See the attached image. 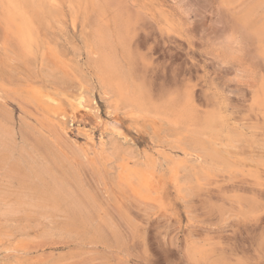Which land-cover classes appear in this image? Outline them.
<instances>
[{
	"label": "rangeland",
	"instance_id": "374dc122",
	"mask_svg": "<svg viewBox=\"0 0 264 264\" xmlns=\"http://www.w3.org/2000/svg\"><path fill=\"white\" fill-rule=\"evenodd\" d=\"M7 1L3 0L4 7L10 10L11 6L7 5ZM15 1L17 4L14 10L16 17L10 12L12 19L10 20L7 16L5 24L6 16H2L4 9L0 0V107L2 108L0 115L3 118L2 122L9 121L14 127L16 149L22 143L28 146L43 138L48 143H52L60 155L61 153L64 155H61L63 163L65 162L64 167L70 172V167L73 166L71 173L74 175L77 173L80 183L83 180L84 192L92 198L90 200H93L96 205V209L92 212L97 217V221L89 227L79 223H69L65 214L60 211L49 217L45 214L40 215L41 212L36 209L33 211V208L25 209V212L23 209L11 212L0 209V213L3 211V214H0V249L2 248L0 264H264V108L254 101L257 84L264 78V59L261 55L264 46V28L261 27L264 26H261L263 23L261 24L259 17H255V21L252 20L249 24L240 22V16L256 0H84L83 2L82 0H35L42 6L39 11L35 10L33 5L29 6L19 0ZM103 1L108 2V5L104 9L106 14H101L100 19L104 20L102 23L107 26L111 41L115 47L117 46L115 55H120L122 58L125 55L120 48L121 45L117 42L118 37L124 34L122 39L125 38L124 42L129 44L131 57L126 63V68L133 67V73L137 74L141 84L143 82L142 85L147 87L149 97H154L151 101L163 102L175 97L173 101L176 99L179 102V99L183 98L179 95L182 96L181 93L186 92V96L183 95L186 101H182V104L188 102L186 106L188 105L187 108L190 110L187 124L189 132L195 131L198 140L205 148L212 150L219 148L220 153L218 149L215 151L221 154V159L210 160V156L208 159L200 149L187 150L173 145L165 134L167 132L164 122L152 115L149 117V114L133 113L127 109H118L108 115V100L103 94L104 91L93 69L91 63L93 55L89 43L92 30L89 23L93 16L97 15L95 5ZM24 14L27 18H24ZM120 19L123 21L122 26ZM9 21L15 22L16 26ZM27 21L33 22L34 26ZM118 22L121 27L117 28ZM21 28L23 31H31V36L26 38L28 40L26 42L22 39ZM27 28L29 30H24ZM34 28L36 31H32ZM115 31H117L116 35H114ZM78 44H80L79 47ZM79 48L82 50L80 51ZM30 52L35 55H31ZM44 54L46 56H43ZM59 56L63 59H59ZM120 56L117 59L124 64L126 59ZM144 61H146L145 64ZM91 75L94 77L91 78ZM71 78L74 79L71 80ZM82 83L86 85L85 88ZM147 83L148 86H146ZM185 84L188 88H185L187 87ZM32 89L42 92L44 95L42 100L45 103H49L46 100L47 95L53 97L55 104L50 103L48 109L44 108L43 102L40 103L29 96L28 93ZM84 89L88 96L81 94L85 92ZM93 89L96 90L93 91ZM153 89V94L150 95ZM173 91L174 96L171 94ZM154 92L158 95L157 97ZM80 94L83 95L84 102L87 98L91 100L87 99L85 105L88 107L86 106L85 109H76L74 106V99ZM69 100H71L70 103ZM2 105H5V108ZM95 105H97V111ZM197 114L199 115L196 117ZM210 114L214 115L212 120H210ZM82 115L85 117H81ZM79 117L80 119H77ZM81 118L93 120L88 123V121H80ZM97 119L100 122L104 120L101 124L107 121L108 126L118 123L120 124L118 127L122 128L121 133L123 130L127 132L122 133L125 136L121 134L124 138L120 135L121 138L118 136L116 139L117 145L124 143L120 147L118 157L113 156L110 160L111 164L103 163L104 166L101 165L102 162L96 151H99L100 141L109 146L110 136L107 135L108 130L104 133L100 125H95ZM194 119L197 122H194L196 121ZM75 120L80 122L76 123ZM41 123L43 125L40 127ZM195 123L197 125H194ZM203 123L205 127L201 125ZM208 124L210 128L207 127ZM92 127L95 128L92 129ZM53 129L61 132L59 136L61 140L52 133ZM218 130L219 132L215 133ZM215 134H218L216 138ZM68 135H70L69 138ZM201 137L203 140L200 139ZM57 140L60 141L57 142ZM206 142L210 145L206 146ZM85 143L90 145H88L89 148ZM165 143L175 149L165 147ZM128 145L134 147H128ZM126 149H129L127 150L129 153H137L129 155L137 161L134 163L133 159L128 160L127 165H131L132 168L135 165H143L144 161L157 162V168L151 172L144 190L139 189L132 176L124 178L122 168L118 167V163L124 162V158L128 157ZM17 151L13 156L14 159ZM81 154L86 155L87 158ZM162 154L165 155L162 156ZM177 154L180 155L177 156ZM13 157L8 163L14 160ZM158 157L162 158L161 163V158ZM206 158L207 161H205ZM0 162V168H2L0 173L1 171L3 173L0 174V180L2 179L0 187L10 186V190L17 191L15 179L20 175L15 176V172H9L8 163L5 166L3 161L0 160ZM200 174L201 177L202 175L205 177L201 178ZM12 176L17 178L14 179ZM182 176L189 179L183 182L180 179ZM124 184L127 186L125 187ZM186 189L187 192H189L188 189H192L189 192L191 194L188 193L186 196L184 193ZM30 210H32L31 214ZM2 216L7 219L4 220ZM8 216L14 217L13 221L11 217L9 220ZM16 217L19 218V222ZM104 218L107 221L101 222ZM37 219L39 220L36 221ZM54 221L58 223L53 224ZM38 222H41V226ZM24 224H27L29 228ZM12 233L13 236H11ZM193 241L208 250L207 257L189 255L187 247Z\"/></svg>",
	"mask_w": 264,
	"mask_h": 264
},
{
	"label": "bare ground",
	"instance_id": "6f19581e",
	"mask_svg": "<svg viewBox=\"0 0 264 264\" xmlns=\"http://www.w3.org/2000/svg\"><path fill=\"white\" fill-rule=\"evenodd\" d=\"M21 3H24V4H28L29 6H31V5H33L34 6V9L35 10H37V11H39V10H41L42 9V6H41V4H40V2H37V1H35V0H19ZM52 1H54V0H52ZM71 1V0H70ZM84 0H82V2H83ZM99 1V0H98ZM108 1V0H107ZM5 2V1H4ZM4 2H3V0H1V4H2V7H3V9H4V12H3V14H2V12H1V14H2V16H6L5 18H4V22H5V24H6V22L7 21H5V19L6 18H8L7 16H9V19L11 20L12 19V16L10 17V12H11V14H13L14 12H16V11H14L15 9H16V1L15 0H8L7 1V5L8 6H11L10 8V10L9 9H5V7H4ZM56 2V1H55ZM60 2V1H59ZM67 3V2H66ZM66 3H65V5H66ZM117 4V3H116ZM5 5H6V3H5ZM6 5V6H7ZM72 5V4H71ZM77 5V4H76ZM84 5V4H83ZM108 5V2L106 3L105 1H103L102 3H97V5H95V8H96V16L94 17L93 16V18H92V16H91V23H89V25L92 27L91 29V41L89 42L90 43V48H91V51H92V66H93V69H95V74L97 75V78H98V81H99V84H100V86H101V88H102V90L104 91V93L103 94H105L106 95V100H108V115H110V113H112L113 111H115V110H118V109H127V110H129V111H131V112H133V113H135V112H140V113H146V115L147 114H149L150 116L149 117H151V115L153 116V117H156V119L158 118V120L159 121H162V122H164V125L166 126L165 127V130H166V132L167 133H165L166 134V136H168V138H169V141H171L172 143H173V145L175 144L176 146H179L180 148H182V149H193V150H201L202 151V153L204 154V156H210V158L208 157V159H210V160H212L213 158H216V159H221V154H218L216 151H215V149L217 150H220L219 148H213V150L212 149H207V148H205L203 145H201V143H200V141L198 140V138H197V135H196V133H194V132H189V130H188V127H187V124H188V119H189V111L190 110H188V105L186 106V104L188 103H186V104H182V101H184L185 99H183L184 98V96L183 95H185L186 94V92L185 93H181V94H183L182 96L181 95H179L180 97H183V98H181V99H179V102L176 100H174L173 101V98H175V97H171V95L169 94V96L171 97L169 100H167V101H163V102H158V100H156L155 102H153V101H151V100H153V99H151V98H154L153 96L151 97H149V94H148V91H147V87H145V86H143L142 84H143V82H142V84H141V82H140V80H139V78H137V74H135V73H133V67H132V69H131V67H127L126 68V63H127V61H129L130 59H131V57H130V53H129V49H128V46H129V44L127 45L126 44V42H124V39H122L123 38V36H124V34H123V36H121L122 34H118L119 36H121V37H118V39L119 40H117V42H118V44L119 45H121V47L120 48H122L121 50L124 52V59H126V62L124 63L125 64V67H124V64H123V62H122V60H121V62L122 63H120L119 62V60L117 59V57H119V56H117V54L115 55V48L117 47H115L114 46V44H113V42L111 41V35H110V32L108 31V28H107V26L105 25V24H103L102 23V21H104V20H101L100 18H101V14H103L105 11H104V9H105V7ZM114 5H115V3H114ZM54 6V5H53ZM54 7H56V6H54ZM62 7V6H61ZM65 7V6H64ZM73 7V6H72ZM20 8V7H19ZM114 8V7H113ZM48 9V8H47ZM92 9V8H91ZM111 9V8H110ZM20 10H22V9H20ZM46 10V9H45ZM54 10V9H53ZM64 10V9H63ZM18 11V10H17ZM50 11V10H49ZM75 11V10H74ZM91 11V10H90ZM9 13V15H7V13ZM33 12V11H32ZM55 12V11H54ZM92 12V11H91ZM17 13H19V12H17ZM16 13V14H17ZM21 13V12H20ZM22 13H24L23 12V10H22ZM94 13V12H93ZM92 13V14H93ZM5 14V15H4ZM52 14V13H51ZM65 14V13H64ZM89 14V13H88ZM104 14H106V13H104ZM47 15V14H46ZM50 15V14H49ZM59 14H57V16H58ZM72 15H73V13H72ZM94 15V14H93ZM164 15V14H163ZM13 16H15V13L13 14ZM19 16V15H18ZM23 16V15H22ZM62 16V15H61ZM61 16H60V18H61ZM75 16V15H74ZM89 16V15H88ZM87 16V17H88ZM16 17V16H15ZM27 18V16H25V14H24V18ZM46 17V16H45ZM79 17V16H78ZM105 18H106V16H104ZM255 17H259L260 18V21H261V26H264V0H256L254 3H252L246 10H245V12L240 16V19H241V21L240 22H242L243 21V23H248L249 24V22L251 23V21L253 20V21H255L254 19H256ZM18 18V17H17ZM50 18H52V17H50ZM59 18V17H58ZM9 19H7V20H9ZM13 19H14V17H13ZM20 19V18H19ZM88 19V18H87ZM107 19V18H106ZM121 19H122V17H121ZM120 19V20H121ZM21 20H23L22 18H21ZM21 20H19V21H21ZM68 20V19H67ZM90 20V19H89ZM88 20V21H89ZM112 20V19H111ZM54 21V20H53ZM56 21V20H55ZM60 21V20H59ZM107 21V20H106ZM108 21H109V19H108ZM113 21V20H112ZM9 22H11V21H9ZM8 22V23H9ZM26 22V21H25ZM28 23H31V22H29V21H27ZM57 22V21H56ZM62 22V21H61ZM63 22H65V21H63ZM90 22V21H89ZM116 21H114V23H115ZM121 22V26H122V20L120 21ZM120 22H118L117 24V28H118V26H120L119 25V23ZM7 23V24H8ZM12 24H15L14 26H16V23L14 22L13 23V21L11 22ZM22 23V22H21ZM33 23V22H32ZM31 23V24H32ZM47 23V22H46ZM60 23V22H59ZM79 23V22H78ZM24 24V23H23ZM62 24V23H61ZM64 24V23H63ZM22 25V24H21ZM25 25V24H24ZM30 25V24H29ZM29 25H28V27H29ZM48 25H49V23H48ZM57 25V24H56ZM80 25V24H79ZM116 25V24H115ZM163 25V24H162ZM8 26V25H7ZM6 26V27H7ZM9 26H10V24H9ZM31 26V25H30ZM32 26H34L33 24H32ZM59 26H61V25H59ZM63 26V25H62ZM81 26V25H80ZM113 26V25H112ZM120 26V27H121ZM260 26V27H261ZM22 27L24 28V26L22 25ZM64 27H65V25H64ZM114 27H116V26H114ZM119 27V28H120ZM16 28V27H15ZM23 28H21V30L23 29ZM35 28H36V26H35ZM34 28V30H32V31H36V29ZM58 28V27H57ZM57 28H56V30H57ZM67 28V27H66ZM261 28H264V27H261ZM11 29V28H10ZM32 28H30V30H31ZM40 29V28H39ZM50 29V28H49ZM121 29V28H120ZM16 30V29H15ZM21 30H18V31H21ZM24 30H29L28 28L27 29H24ZM118 30V29H117ZM122 30H125V29H122ZM18 31H17V33H18ZM23 31V30H22ZM89 31V30H88ZM127 30H125V32H126ZM31 32V31H30ZM29 31H23V33H22V39L26 42V38H29L30 36H31V33H30ZM114 32V31H113ZM120 32V31H119ZM16 32H14V34H15ZM36 33V32H35ZM34 33V34H35ZM89 33V32H88ZM116 33H117V31H115V34L114 35H116ZM42 34V33H41ZM67 34V33H66ZM134 34V33H133ZM17 35V34H16ZM19 35H21V34H19ZM44 35V34H43ZM63 35V34H62ZM82 35V34H81ZM127 35V34H126ZM42 36V35H41ZM49 36V35H48ZM79 36V35H78ZM18 37V36H17ZM63 37V36H62ZM117 37V36H116ZM46 38H47V35H46ZM115 38V37H114ZM21 39V40H22ZM50 39H52L51 38V35H50ZM61 39V38H60ZM71 39V38H70ZM116 39V38H115ZM19 40H20V38H19ZM28 41V40H27ZM48 41V40H47ZM52 41V40H51ZM58 41V40H57ZM62 41V40H61ZM20 42V41H19ZM25 42H22V43H25ZM30 42V41H29ZM49 42V41H48ZM64 42H66V41H64ZM72 42V41H71ZM132 42V41H131ZM130 42V43H131ZM50 43V42H49ZM52 43V42H51ZM67 43V42H66ZM86 43L88 44V42H87V40H86ZM29 44V43H28ZM36 44H37V42H36ZM35 44V45H36ZM61 44V43H60ZM132 44V43H131ZM26 45V44H25ZM30 45H31V43H30ZM79 45L80 44H78V47H79ZM82 45V44H81ZM20 46H21V44H20ZM32 47H33V44L31 45ZM56 46V45H55ZM68 46H69V44H68ZM84 46V45H83ZM82 46V47H83ZM26 47V46H25ZM37 47V46H36ZM119 47V46H118ZM55 49H56V47H54ZM23 49V48H22ZM25 49V48H24ZM27 49V48H26ZM70 49V48H69ZM75 49V48H74ZM119 49V48H118ZM29 50V49H28ZM38 50V49H37ZM79 50H80V48H79ZM82 50V49H81ZM80 50V51H81ZM84 50H86V48L84 49ZM35 51V50H34ZM40 51V50H39ZM72 51V50H71ZM78 51V50H77ZM27 52V51H26ZM29 52V51H28ZM42 52V51H41ZM45 52V51H44ZM72 52H74V51H72ZM84 52V51H83ZM119 52H120V50H119ZM77 53V52H76ZM75 53V54H76ZM82 53V52H81ZM89 53V52H88ZM28 54V53H27ZM30 54H31V52H30ZM32 54H34V53H32ZM31 54V55H32ZM37 54V53H36ZM120 54V53H119ZM35 55V54H34ZM61 55V54H60ZM80 55V53L78 54V56ZM261 55H262V57H263V59H264V46L262 47V50H261ZM27 56V55H26ZM43 56H46L45 54L43 55ZM55 56L57 57V55L55 54ZM70 56V55H69ZM83 56V55H82ZM41 57V56H40ZM60 57V56H59ZM58 57V58H59ZM64 57V56H63ZM88 57V56H87ZM34 58H35V56H34ZM37 58V57H36ZM62 57H60L59 59H61ZM76 58V57H75ZM120 58H122L121 56H120ZM122 58V59H123ZM38 59H40V58H38ZM63 59V58H62ZM85 60V59H84ZM60 61V60H59ZM63 61H65V60H63ZM133 61V60H132ZM132 61H130V62H132ZM43 62V61H42ZM65 62H67V61H65ZM82 62V61H81ZM134 62V61H133ZM56 63H57V61H56ZM68 63V62H67ZM71 63V62H70ZM85 63V62H84ZM135 63V62H134ZM146 63V61H144V64ZM66 64V63H65ZM64 64V65H65ZM79 64H80V62H79ZM82 64V63H81ZM86 64V63H85ZM128 64H129V62H128ZM131 64H133V63H131ZM60 65V64H59ZM63 65V66H64ZM91 65V64H90ZM147 65V64H146ZM58 66V65H57ZM73 66V65H72ZM135 66V65H134ZM145 65H143V67H144ZM56 67V66H55ZM76 67V66H75ZM74 67V68H75ZM83 67H84V65H83ZM59 68V67H58ZM77 68V67H76ZM85 68V67H84ZM86 68H88V67H86ZM91 68V67H90ZM78 69V68H77ZM89 69V68H88ZM57 70V69H56ZM66 70H68L67 68H66ZM76 70V69H75ZM83 70V69H82ZM86 70V69H85ZM85 70H84V72H85ZM90 70V69H89ZM65 71V70H64ZM79 71V70H78ZM94 71V70H93ZM69 72V71H68ZM74 72V71H73ZM147 72V71H146ZM72 72H71V70H70V74H71ZM82 73V72H81ZM91 73V72H90ZM80 74V73H79ZM84 74V73H83ZM92 74V73H91ZM74 75V74H73ZM72 75V76H73ZM136 75V76H135ZM84 76H86V74L84 75ZM88 76V75H87ZM92 76L93 75H91V78H92ZM74 77V76H73ZM94 77V76H93ZM78 78V77H77ZM82 78V77H81ZM141 78H143V77H141ZM74 79V78H73ZM72 78H71V80H73ZM138 79V80H137ZM144 79H145V77H144ZM78 80V79H77ZM85 80H87L86 78H85ZM88 80H90L89 78H88ZM148 80V79H147ZM41 81V80H40ZM82 81V80H81ZM80 81V82H81ZM54 82V81H53ZM76 83H77V81H75ZM79 82V83H80ZM82 82H86V81H82ZM95 82V81H94ZM40 83V82H39ZM43 83V82H42ZM55 83V82H54ZM89 83H90V81H89ZM88 83V84H89ZM41 84V83H40ZM82 84H84V83H82ZM87 84V83H86ZM91 84V83H90ZM89 84V85H90ZM98 84V83H97ZM152 84V83H151ZM31 85V84H30ZM54 85H56V84H54ZM79 85V84H78ZM77 85V86H78ZM186 85V84H185ZM39 86V85H38ZM72 86H73V81H72ZM80 86V85H79ZM84 86H86L85 84L83 85V87ZM98 86V85H97ZM146 86H148V83H147V85ZM187 86V85H186ZM57 87H58V85H57ZM60 87V86H59ZM90 87V86H89ZM92 87V86H91ZM61 88V87H60ZM63 88V87H62ZM69 88H70V86H69ZM85 88V87H84ZM185 88H188V86L187 87H185ZM184 88V89H185ZM3 89H5V88H3ZM54 89V88H53ZM87 89V88H86ZM90 88H88V90H89ZM98 89V88H97ZM1 90V89H0ZM25 90V89H24ZM46 90H48V89H46ZM57 90H58V88H57ZM70 90H72V88L70 89ZM83 90V89H82ZM94 90H96V89H93V91ZM160 90V89H159ZM4 91V90H3ZM27 91V90H26ZM29 91V90H28ZM75 91V90H74ZM84 91H85V89H84ZM98 91V90H97ZM152 91V92H151ZM150 91V95H151V93L153 94V91H154V89L153 90H151ZM1 92V91H0ZM51 92V91H50ZM91 92H92V89H91ZM156 92V91H155ZM154 92V95L156 94ZM165 92V91H164ZM16 93H18L17 91H16ZM24 94H25V91L23 92ZM28 93V92H27ZM31 93V94H30ZM57 93V92H56ZM62 93V92H61ZM88 93H90V92H88ZM98 93H100V92H98ZM157 93H159V92H157ZM174 91L171 93L172 94V96H174ZM29 96L31 97V98H34L35 100H38L40 103H42L43 102V104H44V108H46V109H48L49 107L48 106H50V103L51 104H55V99L53 98V97H51V96H49V95H47L46 96V100L49 102V103H45V101H43L42 100V97L44 96L43 94H42V92L41 91H39V90H34V89H32L31 91H29ZM54 94V93H53ZM64 94V93H63ZM81 94H86V91L85 92H83V93H81ZM79 95V96H77V97H75V99H74V106H75V108L76 109H80V108H82V109H85V108H87L88 106L87 105H85V102L87 101V99H86V101L84 102V98H83V95ZM91 94V93H90ZM93 94V93H92ZM161 94H163V92L161 91ZM178 94V93H177ZM23 95V94H22ZM87 95V94H86ZM56 96V95H55ZM59 96V95H58ZM88 96V95H87ZM91 96V95H90ZM103 96V95H102ZM156 97L158 96L157 94L155 95ZM165 96V95H164ZM186 96V95H185ZM93 97V96H92ZM98 97H99V94H98ZM160 98H161V96H159ZM163 97V96H162ZM179 97V98H180ZM2 98V97H1ZM45 98V97H44ZM5 99V98H4ZM27 99V98H26ZM67 99V98H66ZM178 99V98H177ZM57 100V99H56ZM68 100V99H67ZM89 101H91L90 99H88ZM94 100V99H93ZM97 100V99H96ZM99 100V99H98ZM160 100V99H159ZM162 100V99H161ZM180 100H181V102H180ZM1 101V100H0ZM63 101V100H62ZM104 101V100H103ZM186 101V100H185ZM254 101L258 104V105H260V106H262L263 108H264V78L263 79H261L260 81H259V83L257 84V90H256V92H255V96H254ZM6 102V101H5ZM28 102V101H27ZM58 102V101H57ZM64 102V101H63ZM69 103L71 102V100H69L68 101ZM92 102H94V101H92ZM158 102V103H157ZM68 103V104H69ZM89 103V102H88ZM31 104V103H30ZM64 104V103H63ZM67 104V105H68ZM95 104V103H94ZM93 104V105H94ZM1 105V104H0ZM106 105V106H107ZM185 105V106H184ZM190 105V104H189ZM3 106V108H5L4 106L5 105H2ZM37 106V105H36ZM87 106V107H86ZM97 105H95V108H94V106H93V108L97 111V107H96ZM99 106H101V105H99ZM186 107V108H185ZM37 108H38V106H37ZM100 108V107H99ZM255 108V107H254ZM35 109V108H34ZM59 109V108H58ZM190 109V108H189ZM1 110H2V108L0 107V112H1ZM73 110V109H72ZM126 110V111H127ZM198 111H199V109H197ZM56 112H57V110H55ZM95 111V112H96ZM107 111V110H106ZM197 111V112H198ZM59 112V111H58ZM88 112V111H87ZM90 112H92V111H90ZM197 112H195V113H197ZM4 113V112H3ZM39 113V112H38ZM65 113V112H64ZM12 114V113H11ZM46 114V113H45ZM76 114V113H75ZM100 114V113H99ZM107 114V113H106ZM106 114H105V116H106ZM143 114V115H144ZM6 115V114H5ZM62 115V114H61ZM65 115V114H64ZM67 115V114H66ZM70 115H71V113H70ZM78 115V114H77ZM86 115V114H85ZM85 115L83 116H81V117H85ZM97 115V114H96ZM113 115V114H112ZM117 115V114H116ZM120 115V114H119ZM199 114H197L196 115V117L198 116ZM211 115V114H210ZM47 116V115H46ZM63 116V115H62ZM75 116V115H74ZM88 116V115H87ZM93 116H95V115H93ZM98 116V115H97ZM97 116H95V117H97ZM100 116V115H99ZM213 116L214 115H211L210 116V120H212V118H213ZM9 117V116H8ZM14 117V116H13ZM78 117V116H77ZM111 117V116H110ZM195 117V118H196ZM52 118V117H51ZM98 118V117H97ZM10 119H12L11 118V116H10ZM21 119V118H20ZM45 119H49V118H45ZM54 119V118H53ZM76 119V118H75ZM77 119H80V117L79 118H77ZM91 119V118H90ZM89 118H81V120L80 121H83V122H86V121H88V123L89 122H91L92 120H90ZM99 119V118H98ZM97 119V120H98ZM119 119V118H118ZM218 119V118H217ZM220 119V118H219ZM2 120H3V118H1V115H0V160L1 161H3V163L5 164V166H6V164L8 163V162H10L9 160H10V158H12L13 156H14V154H15V151H17L16 152V158L14 159V157H13V161H11V163H8L9 164V166H10V170L9 169H7V168H5V169H7V170H9V172L10 171H13V172H15L16 174H15V176L16 175H20V177H13L12 176V178H17V179H15L16 180V188L18 189L17 191H14V190H10V186H5V187H0V209L2 210V209H4L3 211H9V212H11V211H17V210H20V209H23L24 210V212H25V209H31V208H33V211H34V209H36V210H38V211H40L41 212V214L40 215H42V214H45L46 216H49V217H51V216H53V215H55V213L56 212H63L64 214H65V217L67 218V221L69 222V223H79V224H81V225H83V226H91L94 222H96L97 221V217L93 214V209H96V205L94 204V202H93V200L91 201L90 199H92V198H90V196L87 194V193H85L84 192V190H85V188H84V190H83V188H82V183H83V180H82V183H80L79 182V180H78V175H74V173L72 174L71 173V171H72V168H73V166L72 167H70V169H71V171L69 172L65 167H64V163H63V160H62V158H61V155L62 156H64L62 153H61V155H60V153L52 146V143H48V141H46V140H44L43 138H41V139H39V142H37V143H30L28 146L27 145H25V144H21L20 145V147L19 148H17L16 149V139H15V132H14V127L10 124L11 122H7L6 123V121L3 123L2 122ZM6 120V119H5ZM56 120V119H55ZM70 120H71V118H70ZM70 120H69V122H70ZM102 120V119H101ZM194 120H196V119H194ZM24 121V120H23ZM51 121V120H50ZM49 121V122H50ZM73 121H74V118H73ZM76 121V123L78 122V120H75ZM79 121V122H80ZM103 121L104 120H102L101 122L98 120V121H96L95 122V125L96 126H101V131H102V129L105 131V130H108V132H107V135H109L110 137H109V140H108V143H109V146H108V144H106L105 142H103V141H100L99 142V144H98V150L99 151H96V152H98V156H99V160H101V162H102V164H101V162H100V164L101 165H103L104 166V164L103 163H105V165H108L109 163L111 164V162H110V160H112L111 158L113 157V156H116V157H118V154H119V150H120V147H121V145H122V143H119V144H121L120 146L119 145H117V142H116V139H117V137L118 136H120L122 133H124L125 131L123 130V132L121 133V129L118 127V125H120V124H116V125H112L111 124V126L109 125L108 126V123H106V122H104V124H101V123H103ZM129 121V120H128ZM217 121V120H216ZM221 121V120H220ZM219 121V122H220ZM78 122V123H79ZM130 122V121H129ZM194 122H197V120L196 121H194ZM205 122V124H207V122L206 121H204ZM210 122H212V121H210ZM222 122V121H221ZM2 123V124H1ZM16 123V122H15ZM24 123V122H23ZM44 123V122H43ZM53 123H56V122H53ZM58 123H59V121H58ZM82 123V122H81ZM93 123H94V121H93ZM109 123H111V122H109ZM215 123V122H214ZM28 124H30V123H28ZM27 124V125H28ZM38 124V123H37ZM45 124V123H44ZM61 124V123H60ZM59 124V125H60ZM64 124V123H63ZM86 124V123H85ZM91 124V123H90ZM145 124H148V123H145ZM205 124L203 123V124H201V125H204V127H205ZM210 124V123H209ZM208 124V126L207 127H209L210 125ZM14 125V124H13ZM19 125V124H18ZM32 125V124H31ZM43 124L41 123V125H40V127L42 126ZM55 125V124H54ZM83 125H84V123H83ZM159 125V124H158ZM163 125V124H162ZM161 125V126H162ZM191 125V124H190ZM194 125H197V123H195ZM22 126V125H21ZM26 126V125H25ZM50 126V125H49ZM70 126V125H69ZM68 126V127H69ZM72 126V125H71ZM95 126V127H96ZM129 126V125H128ZM136 126V125H135ZM146 126V125H145ZM150 126V125H149ZM199 126V125H198ZM211 126H212V124H211ZM17 127V126H16ZM18 127H20V126H18ZM43 127H45V125L43 126ZM48 127V126H47ZM60 127V126H59ZM95 127H92V129L93 128H95ZM109 127V128H108ZM134 127V126H133ZM151 127V126H150ZM201 127V126H200ZM199 127V128H200ZM206 127V128H207ZM21 128V127H20ZM49 128V127H48ZM51 128V127H50ZM55 128H57V127H55ZM64 128V127H63ZM149 128V127H148ZM157 128V127H156ZM159 128H161V127H159ZM210 128V127H209ZM212 129H213V127H211ZM29 128L27 127V130H28ZM34 129V128H33ZM44 129V128H43ZM71 129V128H70ZM99 129V128H98ZM162 129H164L163 127H162ZM42 130V129H41ZM48 130H50V129H48ZM47 130V131H48ZM72 130V129H71ZM70 130V131H71ZM95 130V129H94ZM93 130V131H94ZM97 130V129H96ZM161 130V129H160ZM207 130V129H206ZM40 131V130H39ZM52 131V133H54V135H55V137H57L58 139H60V133H59V131L57 130V129H53V130H51ZM88 131V130H87ZM86 131V132H87ZM91 131V130H90ZM90 131H88V132H90ZM97 131H99V130H97ZM149 131H151V129L149 128ZM159 131V130H158ZM202 131H203V129H202ZM201 131V132H202ZM33 132V131H32ZM43 132V131H42ZM50 132V131H49ZM85 132V131H84ZM83 132V133H84ZM152 132V131H151ZM164 132V131H163ZM204 132H206V131H204ZM210 132V131H209ZM215 132V131H214ZM217 132H219V130L218 131H216L215 133H217ZM18 133V132H17ZM102 133V132H101ZM104 133H106V131L104 132ZM109 133V134H108ZM127 132H125V134H126ZM159 133V132H158ZM200 133V132H199ZM203 133V132H202ZM211 133H212V130H211ZM32 134V133H31ZM36 134V133H35ZM34 134V135H35ZM48 134V133H47ZM67 134V133H66ZM160 134V133H159ZM201 134V133H200ZM200 134H199V137H200ZM209 134V133H208ZM41 135H43L44 136V134H42L41 133ZM46 135V134H45ZM62 135V134H61ZM71 135V134H70ZM70 135H68V138H69V136ZM88 135V134H87ZM93 135V134H92ZM104 135H106V134H104ZM122 135H124V134H122ZM121 135V136H122ZM203 135V134H202ZM201 135V136H202ZM218 134H215V138H216V136H217ZM19 136V135H18ZM26 136V135H25ZM31 136V135H30ZM49 136V135H48ZM51 136V135H50ZM49 136V137H50ZM64 136V135H63ZM89 137L91 136V135H88ZM121 136H120V138H121ZM125 136V135H124ZM150 136H151V134H150ZM153 136V135H152ZM36 137V136H35ZM45 137V136H44ZM86 137V136H85ZM94 137V136H93ZM92 137V138H93ZM123 137V136H122ZM127 137V136H126ZM203 137V136H202ZM202 137L200 138V139H202ZM51 138V137H50ZM64 138V137H63ZM72 138V137H71ZM124 138V137H123ZM130 138V137H129ZM128 138V139H129ZM214 138V139H215ZM36 139H38V137H36ZM51 139H54V138H51ZM67 139V138H66ZM85 139V138H84ZM126 139V138H125ZM154 139V138H153ZM210 139H212V138H210ZM209 139V140H210ZM61 140V139H60ZM59 140V141H60ZM69 140V139H68ZM88 140V139H87ZM123 140V139H122ZM131 139H129L128 141L129 142H131L130 141ZM160 140H162V139H160ZM159 140V141H160ZM165 139H163V141H164ZM203 140V139H202ZM208 140V139H207ZM208 140V141H209ZM17 141H18V139H17ZM22 142H23V140H21ZM20 141V142H21ZM58 140H57V142H59ZM73 141V140H72ZM72 141H70V142H72ZM85 141V140H84ZM150 141H152V140H150ZM166 141V140H165ZM206 141V140H205ZM28 142V141H27ZM55 142V141H54ZM87 142V141H86ZM93 142V141H92ZM107 142V141H106ZM126 142V141H125ZM162 142V141H161ZM161 142H160V144H161ZM167 142V141H166ZM204 141H202V143H203ZM214 142V141H213ZM73 143V142H72ZM88 143V142H87ZM91 143V142H90ZM96 143V142H95ZM133 143H134V141H133ZM168 143V142H167ZM165 143L166 145H164L165 147H168L169 146V148H171V147H173V146H171L170 147V145H168V144H171V143ZM210 143H212V142H210ZM54 144V143H53ZM84 144V143H83ZM86 144V143H85ZM135 144V143H134ZM134 144H132V145H134ZM205 144V143H204ZM215 144H217V143H215ZM74 145H76L75 144V142H74ZM87 145V144H86ZM89 145V144H88ZM88 145L86 146V147H88ZM108 147H107V146ZM123 145H124V143H123ZM122 145V146H123ZM149 145V144H148ZM163 145V144H162ZM207 145H210V144H208L207 142H206V146ZM213 145V144H212ZM211 145V146H212ZM90 146V145H89ZM94 146V145H93ZM126 146H127V144H126ZM216 146V145H215ZM125 147V146H124ZM128 147H134V146H130V145H128ZM213 147H214V145H213ZM217 147V146H216ZM89 148V147H88ZM95 148V147H94ZM94 148H93V151H94ZM126 148V147H125ZM209 148H211V147H209ZM78 149H80V148H78ZM124 149V148H123ZM140 149V148H139ZM150 149V148H149ZM172 149H175V147H173ZM59 150V149H58ZM87 150V149H86ZM92 150V149H91ZM129 151V149H126V152H128ZM131 148H130V152H131ZM137 150V149H136ZM178 150H179V148H178ZM79 151H81V150H79ZM89 151V150H88ZM123 151V150H122ZM150 151V150H149ZM124 152V151H123ZM126 152H124V153H126ZM132 152H134V151H132ZM136 152H138V151H136ZM135 152V153H136ZM154 152V151H153ZM194 152H196V151H194ZM221 152V150L219 151V153ZM81 153H82V151H81ZM129 153V152H128ZM126 154V155H128V157H126V158H124L125 159V161L124 162H121L120 164L118 163V167L120 168H122V170H121V172H122V174H123V177L125 178V176H132L135 180H136V182H137V184H138V186H139V189L140 190H144V188H146L147 187V184H148V181H149V178H150V174H151V172L152 171H154V170H156V168H157V162L156 161H154V162H147V161H144L142 164L143 165H141L140 166V164L139 165H135L134 166V168H132V167H130L131 165H127L128 164V160L129 159H133L132 160V162L133 161H135V159H134V157H129V155L131 156V154L132 155H136V154H133V153H129V154ZM156 153V152H155ZM157 153L159 154V152L157 151ZM162 153V152H161ZM171 153V152H170ZM169 153V154H170ZM177 153V152H176ZM175 153V154H176ZM144 154V153H143ZM153 154V153H152ZM188 154V153H187ZM82 155V154H81ZM84 155V154H83ZM82 155V156H83ZM93 155V154H92ZM138 155H140L139 153H138ZM145 155V154H144ZM163 155H165V154H162V156ZM180 155V154H179ZM178 154H177V156H179ZM224 155V154H223ZM86 156V155H85ZM85 156H83L84 158H85ZM153 156V155H152ZM151 156V157H152ZM189 156V155H188ZM165 157V156H164ZM168 157V156H167ZM66 158V157H65ZM86 158H87V156H86ZM89 158V157H88ZM94 158H96V156L94 157ZM122 158V160H124ZM159 158V157H158ZM161 158V157H160ZM159 158V159H160ZM174 158V157H173ZM191 159H192V157H190ZM200 158V157H199ZM117 159V158H116ZM158 159V160H159ZM202 159H205V158H202ZM227 159H229V158H227ZM67 160V159H66ZM65 160V161H66ZM96 160V159H95ZM137 160V159H136ZM157 160V161H158ZM190 160V159H189ZM193 160V159H192ZM201 160V159H200ZM69 161V160H68ZM118 161H120L119 160V158H118ZM161 161H162V158H161V160H160V163H161ZM205 161H207V158H206V160ZM229 161V160H228ZM99 162V161H98ZM140 162H141V160H140ZM201 162V164H202V161H200ZM210 162V161H209ZM212 162V161H211ZM210 162V163H211ZM1 163V162H0ZM96 163V162H95ZM116 163V162H115ZM134 163H137V161H135ZM159 163V162H158ZM159 163V164H160ZM165 163H167V162H165ZM203 163H205V162H203ZM208 163V162H207ZM68 164V163H67ZM91 164H92V162H91ZM99 163H97V165H98ZM113 164V163H112ZM158 164V165H159ZM163 164V163H162ZM161 164V165H162ZM194 164V163H193ZM212 164H213V162H212ZM71 165V164H70ZM69 165V166H70ZM204 165V164H203ZM207 165V164H206ZM226 165V164H225ZM0 166H1V164H0ZM2 166H3V164H2ZM8 166V165H7ZM68 166V165H67ZM114 166H116V165H114ZM160 166V165H159ZM158 166V167H159ZM184 166V165H183ZM180 167H182V166H180ZM4 168V167H3ZM102 168V167H101ZM109 168V167H108ZM0 169H2V168H0ZM4 169V170H5ZM69 169V170H70ZM74 169V168H73ZM100 169V168H99ZM110 169V168H109ZM159 169V168H158ZM180 169V168H179ZM181 169H183V167L181 168ZM180 169V170H181ZM103 170H104V168H103ZM184 170V169H183ZM99 171V170H98ZM106 171V170H105ZM116 171V170H115ZM6 172V171H5ZM73 172H76V171H73ZM101 172H103V171H101ZM107 172V171H106ZM185 172H186V170H185ZM210 172V171H209ZM212 172V171H211ZM210 172V173H211ZM214 172V171H213ZM1 173H2V171H1ZM0 173V174H1ZM7 173H8V171H7ZM18 173V174H17ZM116 172H114V174H115ZM180 173V172H179ZM207 173V172H206ZM206 173H204V174H206ZM3 174V173H2ZM9 174V173H8ZM14 173H12V175H13ZM105 174V173H104ZM108 174V173H107ZM10 175V174H9ZM182 175V174H181ZM219 175V174H218ZM112 176H114V175H112ZM116 176V175H115ZM155 176V175H154ZM180 176V175H179ZM188 176V175H187ZM186 176V177H187ZM200 177H201V174L199 175ZM7 177H8V175H7ZM6 177V178H7ZM78 177V178H77ZM108 177V176H107ZM117 177V176H116ZM177 177H178V175H177ZM185 176H182L180 179L183 181V180H188L187 178L185 179L184 178ZM202 177H205V176H203L202 175ZM201 177V178H202ZM11 178V177H10ZM10 178H8V179H10ZM11 178V179H12ZM115 178V177H114ZM114 178H112V180L114 181L115 179ZM184 178V179H183ZM200 178V179H201ZM10 179V180H11ZM133 179V180H134ZM180 179H178L179 181H181ZM194 179V178H193ZM2 180V179H1ZM1 180H0V182H1ZM117 180V179H116ZM134 180V181H135ZM195 180V179H194ZM198 180V179H197ZM112 181V182H113ZM201 181V180H200ZM7 182V181H6ZM115 182V181H114ZM120 182V181H119ZM183 182H185V181H183ZM189 182V181H188ZM8 183V182H7ZM168 183H170V182H168ZM173 183V182H172ZM189 183H191V182H189ZM201 183V182H200ZM84 184V183H83ZM121 184H123V183H121ZM177 184V183H176ZM188 184V183H187ZM202 184V183H201ZM8 185V184H7ZM164 185V184H163ZM170 185V184H169ZM115 186V185H114ZM121 186V185H120ZM124 186H125V184H124ZM127 186V185H126ZM125 186V187H126ZM153 186V185H152ZM168 186V185H167ZM172 186V185H171ZM116 187V186H115ZM174 187H175V185H174ZM177 187V186H176ZM152 188V187H151ZM185 188H186V185H185ZM188 188V187H187ZM119 189V188H118ZM154 189H155V187H154ZM157 189V188H156ZM180 189V188H179ZM189 190V192H190V190H192V189H188ZM151 192H153L152 190H151ZM189 192H187V189L185 190V195L187 196L188 195V193ZM135 194V193H134ZM189 194H191V193H189ZM138 196H140V195H138ZM137 196V197H138ZM142 196V195H141ZM146 197H148V196H146ZM193 197V196H192ZM127 199V198H126ZM146 200L148 199V198H145ZM141 200V199H140ZM183 200V199H182ZM191 200V199H190ZM192 201V200H191ZM93 202V203H92ZM182 202H186V201H182ZM184 204H186V203H184ZM183 204V205H184ZM180 206V205H179ZM181 207V206H180ZM184 208V207H183ZM213 208H215V207H213ZM216 208H218L217 206H216ZM215 208V209H216ZM222 208V207H221ZM182 209V208H181ZM219 210V209H218ZM3 211H2V213H0V214H3ZM32 210H30V214L32 213L31 212ZM222 212H223V210H222ZM21 213V212H20ZM29 213H27V214H29ZM12 214V213H11ZM39 214V213H38ZM25 216H26V214H24ZM24 215H22L23 217H25ZM33 215V214H32ZM21 216V217H22ZM30 216V215H29ZM46 216H44V217H46ZM2 217H4V220L5 219H7V218H5V216H2ZM7 217V216H6ZM11 217V216H10ZM10 217L8 216V219L9 220H11V221H13V219H14V217L12 218L11 217V219H10ZM31 217H33V216H31ZM56 217V216H55ZM26 218H27V216H26ZM39 218V217H38ZM43 218V217H42ZM48 218V217H47ZM47 218H45V219H47ZM2 219V218H1ZM16 219H17V221L19 222V218H17L16 217ZM15 219V220H16ZM34 219V218H33ZM28 220V219H27ZM39 219H37L36 221H38ZM43 220H44V218H43ZM49 220V219H48ZM58 220V219H57ZM1 221V220H0ZM24 221V220H23ZM31 221H32V219H31ZM40 221H42V220H40ZM107 221V219H101V222H106ZM25 222H26V220H25ZM57 222V221H56ZM39 223V222H38ZM41 223V222H40ZM39 223V224H40ZM42 223H44L45 225H46V223L45 222H42ZM55 223V221L53 222V224ZM58 223V222H57ZM57 223H55V224H57ZM108 223H109V221H108ZM4 224V223H3ZM6 224H8V223H6ZM18 224V223H17ZM34 224V223H33ZM48 224V226L50 225L49 224V222L47 223ZM53 224H51V225H53ZM65 224V223H64ZM78 224V225H79ZM111 224V223H110ZM2 225V224H1ZM16 225V224H15ZM20 225V224H19ZM21 225H22V223H21ZM25 225V224H24ZM32 225V224H31ZM59 225H60V223H59ZM68 225H70V224H68ZM78 225H75V226H77V227H79ZM8 226V225H7ZM12 226H14L13 224H12ZM27 228H29L28 226H27V224L25 225ZM36 226V225H35ZM38 226V225H37ZM36 226V227H37ZM40 226H41V224H40ZM43 226V225H42ZM72 226H74V225H72ZM101 226V225H100ZM111 226V225H110ZM21 227H24V226H21ZM32 227H34V226H32ZM51 227H53V226H51ZM69 227V226H68ZM92 227H94V225L92 226ZM18 228H20V227H18ZM46 228V227H45ZM56 228V227H55ZM59 228V227H58ZM99 228V227H98ZM7 229V228H6ZM22 229V228H21ZM26 229V228H25ZM24 229V230H25ZM44 229V228H43ZM49 229H50V226H49ZM110 229V228H109ZM24 230H22V231H24ZM30 230H31V228H30ZM48 230V229H47ZM46 230V231H47ZM52 230V229H51ZM58 230V229H57ZM32 231V230H31ZM45 231V230H44ZM61 231H62V229H61ZM67 231V230H66ZM104 231V230H103ZM7 232V231H6ZM8 232H10V231H8ZM21 232V231H20ZM51 232V231H50ZM69 232V231H68ZM88 232V231H87ZM105 232V231H104ZM24 233V232H23ZM54 233H55V231H54ZM53 233V234H54ZM71 233V232H70ZM102 233V232H101ZM8 234V233H7ZM10 234H11V232H10ZM56 234V233H55ZM98 234V233H97ZM105 234V233H104ZM107 234V233H106ZM6 235V234H5ZM67 235V234H66ZM115 235V234H114ZM113 235V236H114ZM10 236V235H9ZM11 236H13V233H12V235ZM19 236V235H18ZM99 236H100V234H99ZM105 236V235H104ZM116 236V235H115ZM32 237V236H31ZM30 237V238H31ZM71 237V236H70ZM106 237V236H105ZM1 238V237H0ZM12 238V237H11ZM22 238V237H21ZM25 238V237H24ZM23 238V239H24ZM114 238V237H113ZM8 239H9V237H8ZM102 239V238H101ZM4 240V239H3ZM116 241V240H115ZM14 242V241H13ZM12 242V243H13ZM11 243V244H12ZM21 243V242H20ZM20 243H18V244H20ZM9 244V243H8ZM8 244H7V246H8ZM10 244V245H11ZM13 245V244H12ZM15 245V244H14ZM1 246V245H0ZM15 246H18V245H15ZM15 246H13V247H15ZM19 247V246H18ZM11 248V247H10ZM5 249V248H4ZM6 249H7V247H6ZM15 249V248H14ZM0 250H2V248L0 249ZM10 250V249H9ZM11 250H13V249H11ZM21 250V249H20ZM187 250H188V253H189V255L190 256H195V257H197V256H201V257H203V258H205V257H207L206 255L208 254V250L207 249H205V248H203L198 242H191V243H189V245H188V247H187ZM19 251V250H18ZM24 251H26V250H24ZM2 252V251H1ZM5 252V251H4ZM8 252V251H7ZM11 252H13V251H11ZM23 252V251H22ZM21 252V253H22ZM16 253V252H15ZM14 253V254H15ZM19 253V252H18ZM10 254H12L13 255V253H9V255ZM8 255V256H9ZM17 255H19V254H17ZM210 256H208V258H209ZM212 257V256H211ZM7 258V257H6ZM11 258V257H10ZM207 258V259H208ZM194 261H195V259H193ZM17 261H18V259H17ZM19 261H22V260H20L19 259ZM14 262H15V260H14ZM16 263V262H15ZM19 263V262H18ZM22 263V262H21ZM26 263V262H25ZM17 264V263H16Z\"/></svg>",
	"mask_w": 264,
	"mask_h": 264
}]
</instances>
